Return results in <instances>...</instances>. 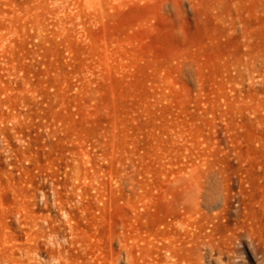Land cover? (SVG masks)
<instances>
[{"label":"rangeland","instance_id":"374dc122","mask_svg":"<svg viewBox=\"0 0 264 264\" xmlns=\"http://www.w3.org/2000/svg\"><path fill=\"white\" fill-rule=\"evenodd\" d=\"M0 264H264V0H0Z\"/></svg>","mask_w":264,"mask_h":264}]
</instances>
